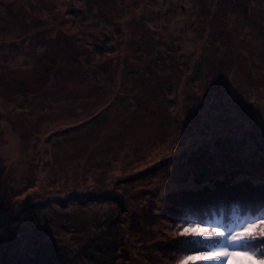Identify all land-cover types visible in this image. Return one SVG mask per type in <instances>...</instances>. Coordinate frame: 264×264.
<instances>
[{
    "label": "rangeland",
    "instance_id": "374dc122",
    "mask_svg": "<svg viewBox=\"0 0 264 264\" xmlns=\"http://www.w3.org/2000/svg\"><path fill=\"white\" fill-rule=\"evenodd\" d=\"M232 173L264 183V0H0V264H177L170 209Z\"/></svg>",
    "mask_w": 264,
    "mask_h": 264
},
{
    "label": "trees",
    "instance_id": "16d2710c",
    "mask_svg": "<svg viewBox=\"0 0 264 264\" xmlns=\"http://www.w3.org/2000/svg\"><path fill=\"white\" fill-rule=\"evenodd\" d=\"M248 42L250 41L248 40ZM99 49L102 51V45L101 48H98V50ZM232 181H234V173H232L227 180L221 181L219 183L218 193L216 196H212L209 198H205V197L197 198L198 200H201L203 202L201 203L202 206H195V207L192 206V208L187 209V206L185 204L186 207L182 206L180 209H178L179 205L177 203L175 204L173 209H170V211H173L175 209L174 212L177 215L174 212L170 214L172 216L174 215L173 219H177L175 216H178L180 218L186 216L195 222L207 224L210 227L211 226L220 227L226 233H231L232 231L241 230L239 226L243 225L247 221V219L245 220L244 216L249 217V215L251 216L259 215L261 210L264 209V183L254 184L252 178L239 180L237 181L239 183L236 184H234ZM68 194H69L68 197L76 196L80 201L92 200L91 196L85 197V196L76 195L77 192H69ZM179 194H176L175 192V195L171 194V197L173 199H177L176 196H178ZM184 196L185 198H187L185 193ZM174 202L176 203V200H174ZM236 219L241 221L237 223ZM217 238H221V237H217ZM204 240H205L204 243L205 242L206 243L203 244V247L205 248L211 247L215 245V243L218 244V242L221 241L218 239H212V240L204 239ZM104 251L105 252L103 253L101 250L98 251L101 264H102V256L104 262L106 263L107 259L111 257L110 254H116V252L108 249V247H105ZM106 252H110V254L105 255ZM88 255L89 254H85L84 258L86 259ZM35 260H41V259H35ZM20 264H25V263L21 262ZM46 264H56V263H53L51 261H46Z\"/></svg>",
    "mask_w": 264,
    "mask_h": 264
},
{
    "label": "snow or ice",
    "instance_id": "6c2138e0",
    "mask_svg": "<svg viewBox=\"0 0 264 264\" xmlns=\"http://www.w3.org/2000/svg\"><path fill=\"white\" fill-rule=\"evenodd\" d=\"M179 227V235L183 237H200L210 239L212 237H222L220 243L201 250H187L186 254L179 257L177 264H213L215 258H223V264H236L240 258H245L241 264L251 261L255 264L258 251H239V244L234 243L247 238H264V209L259 215L248 217L247 221L239 226L241 230L226 233L220 227L208 226L203 223L192 221L185 222ZM227 242V243H225ZM231 245V246H229ZM264 259L261 257L259 260Z\"/></svg>",
    "mask_w": 264,
    "mask_h": 264
},
{
    "label": "clouds",
    "instance_id": "9594fccd",
    "mask_svg": "<svg viewBox=\"0 0 264 264\" xmlns=\"http://www.w3.org/2000/svg\"><path fill=\"white\" fill-rule=\"evenodd\" d=\"M259 254L261 256H264V249L259 250ZM255 264H264V259H262V260H256L255 261Z\"/></svg>",
    "mask_w": 264,
    "mask_h": 264
}]
</instances>
